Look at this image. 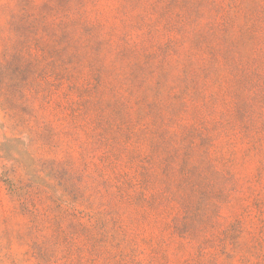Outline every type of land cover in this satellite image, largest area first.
<instances>
[{
  "label": "rangeland",
  "instance_id": "rangeland-1",
  "mask_svg": "<svg viewBox=\"0 0 264 264\" xmlns=\"http://www.w3.org/2000/svg\"><path fill=\"white\" fill-rule=\"evenodd\" d=\"M0 264H264V0H0Z\"/></svg>",
  "mask_w": 264,
  "mask_h": 264
}]
</instances>
